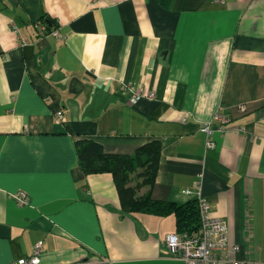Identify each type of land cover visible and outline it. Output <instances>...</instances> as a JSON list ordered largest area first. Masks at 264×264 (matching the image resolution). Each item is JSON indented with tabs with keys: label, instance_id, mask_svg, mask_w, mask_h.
I'll list each match as a JSON object with an SVG mask.
<instances>
[{
	"label": "crops",
	"instance_id": "0c3cea01",
	"mask_svg": "<svg viewBox=\"0 0 264 264\" xmlns=\"http://www.w3.org/2000/svg\"><path fill=\"white\" fill-rule=\"evenodd\" d=\"M209 119L225 130L206 149ZM83 139H159L152 197L200 182L236 257L264 264V0H0V264L40 241V264H184L165 254L175 215L124 211L112 173H84Z\"/></svg>",
	"mask_w": 264,
	"mask_h": 264
},
{
	"label": "trees",
	"instance_id": "16d2710c",
	"mask_svg": "<svg viewBox=\"0 0 264 264\" xmlns=\"http://www.w3.org/2000/svg\"><path fill=\"white\" fill-rule=\"evenodd\" d=\"M45 22L49 28L54 24L52 19ZM77 145L80 165L85 174L102 172L113 174L124 211L156 215L174 214L177 232L188 234L199 232L201 222L198 199L177 203L155 200L151 195V187L155 183L160 163L159 139L141 145L133 154L105 152L100 143L91 139L80 140ZM144 187H147V190L139 195V191Z\"/></svg>",
	"mask_w": 264,
	"mask_h": 264
},
{
	"label": "built area",
	"instance_id": "2783aa9c",
	"mask_svg": "<svg viewBox=\"0 0 264 264\" xmlns=\"http://www.w3.org/2000/svg\"><path fill=\"white\" fill-rule=\"evenodd\" d=\"M40 27L43 32L49 31L46 23L41 24ZM51 33L59 35L57 29ZM27 42L25 38H22V45ZM126 90H130V98L134 102L142 97L148 99L156 97V92L153 90H136L131 84L126 86ZM63 116V110H59L58 117L63 118ZM214 125L213 119H209L204 121L201 126L202 131L206 134V149L215 146L214 134L216 130H225L224 126L215 128ZM200 187L201 183L198 182L199 194L197 199L201 222L199 232L195 234L174 232L167 235L165 254L183 261L184 264H253L250 259H238L236 257L241 250L240 245L231 242L227 222L213 215V205L201 195ZM186 192L190 193L191 190L187 189ZM12 196L19 205H26L30 201L29 194L24 189H19ZM43 251L40 241L35 244L30 256L22 258L14 264H40Z\"/></svg>",
	"mask_w": 264,
	"mask_h": 264
}]
</instances>
